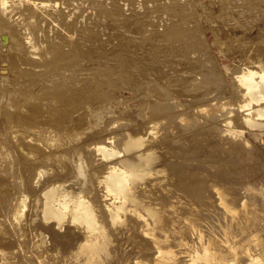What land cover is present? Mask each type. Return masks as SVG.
Segmentation results:
<instances>
[{"label":"rangeland","instance_id":"1","mask_svg":"<svg viewBox=\"0 0 264 264\" xmlns=\"http://www.w3.org/2000/svg\"><path fill=\"white\" fill-rule=\"evenodd\" d=\"M9 1L0 9L9 260L264 264V0ZM137 136L142 145L128 150ZM79 155L89 182L78 196L94 217L66 197L79 189ZM58 190L68 213L50 204ZM89 233L102 240L78 251Z\"/></svg>","mask_w":264,"mask_h":264},{"label":"bare ground","instance_id":"2","mask_svg":"<svg viewBox=\"0 0 264 264\" xmlns=\"http://www.w3.org/2000/svg\"><path fill=\"white\" fill-rule=\"evenodd\" d=\"M9 1V0H8ZM8 1L6 2V0H0V9H1V12L3 13L4 11H5V3H8ZM10 2V1H9ZM18 4V3H17ZM17 4L15 3H12L11 4V2H10V5H13V6H16V7H18L17 6ZM9 5V4H8ZM26 6V5H25ZM39 6H40V4H39ZM42 6V5H41ZM241 6V5H240ZM11 7V6H10ZM16 7H14V8H16ZM8 8H9V6H8ZM8 8H7V10H8ZM30 8V7H29ZM11 9V8H10ZM17 9V8H16ZM15 9V10H16ZM33 9V8H32ZM31 8L29 9V10H32ZM25 10V9H24ZM18 11V10H17ZM14 12V11H13ZM28 12V11H27ZM6 13V12H5ZM10 13H11V11H10ZM21 13V12H20ZM19 13V14H20ZM4 14V13H3ZM14 14H16V12L14 13ZM18 14V13H17ZM16 14V15H17ZM1 15V14H0ZM6 15V14H5ZM3 16V15H2ZM12 16V15H11ZM24 15H22L20 18H22ZM4 17V16H3ZM7 17V16H6ZM13 17V16H12ZM11 17V18H12ZM15 17V16H14ZM14 19H16V18H14ZM22 20V19H21ZM21 20H20V22H21ZM25 20V19H24ZM1 21V20H0ZM17 21V20H16ZM250 21V20H249ZM5 22V21H4ZM13 22V21H12ZM9 25V24H8ZM15 29V28H14ZM20 30V29H19ZM18 33H19V31H18ZM22 42V41H21ZM24 43V42H23ZM241 78V77H240ZM245 79V78H244ZM24 80V79H23ZM18 83V82H17ZM24 85V84H23ZM19 87V86H18ZM20 89H21V87H20ZM2 90V89H1ZM14 90V89H13ZM16 90V89H15ZM29 90V89H28ZM10 91V90H9ZM4 94V93H3ZM243 95V94H242ZM231 97V96H230ZM208 99V98H207ZM206 99V100H207ZM212 99V98H211ZM209 100V99H208ZM204 101V100H203ZM250 102V97L249 96H246V104L247 103H249ZM206 104V103H205ZM245 105V104H244ZM210 106V105H209ZM253 107V106H252ZM42 108H44V107H42ZM20 109V108H19ZM224 109V108H223ZM240 117V116H239ZM236 119V118H235ZM12 120H14V119H12ZM11 120V121H12ZM16 120V119H15ZM171 121V120H170ZM12 123V122H11ZM10 123V124H11ZM15 123V122H14ZM15 126H18V125H15ZM10 127V126H9ZM13 127V126H12ZM20 127H22V126H20ZM24 128V127H23ZM35 128V127H34ZM147 129V128H146ZM137 131V130H136ZM26 136V135H25ZM24 136V137H25ZM105 140V139H104ZM114 141V140H113ZM144 143V142H143ZM118 144V143H117ZM28 145V144H27ZM142 145V139H141V137H135V138H133V140L130 142V143H128L127 144V147H128V150H134V149H136V148H138V147H140ZM116 147V146H115ZM3 149V148H2ZM119 149V148H118ZM29 151V150H28ZM68 151V150H67ZM35 152V151H34ZM36 155V154H35ZM95 156V155H94ZM2 160V159H1ZM96 161H97V159H96ZM6 162V161H5ZM3 163V162H2ZM7 163V162H6ZM12 168V167H11ZM101 171V170H100ZM17 172V171H16ZM87 165H86V163H85V160H84V158H83V156L82 155H79L78 156V159L74 162V179H75V181L76 182H78V186H79V189L77 190V191H74L71 187H67V188H71L75 193L74 194H72L73 193V191H71V192H69L68 193V195H66V197H68V199L70 200L69 201V205H70V207L71 206H77V204H81L82 206H84V209H85V212L87 213V215L88 216H93V214H94V211L96 210V209H94V206H96V205H94L93 206V203H90V201L87 199L86 200V197H85V199H84V197H82L83 199H81V197L79 198V196H78V194L80 193V190H82L84 187H86L87 186V184H88V178H87ZM17 175V174H16ZM15 175V176H16ZM75 184V183H74ZM61 186V185H60ZM131 186V185H130ZM58 187L59 186H57V189H58ZM67 188H66V190H67ZM64 189V188H63ZM76 189V188H75ZM85 189V188H84ZM87 189V188H86ZM132 190V189H131ZM62 191V190H61ZM68 191V190H67ZM67 191L66 192H64V193H67ZM83 191V190H82ZM130 191V190H129ZM16 193H17V191H16ZM128 193V192H127ZM12 194V193H11ZM20 194V193H19ZM19 194H18V196H16V197H14V201L12 202V201H10L11 203V207H12V213H13V216L15 217V219L16 220H18V219H21L22 217H23V215H24V209H25V204L22 202V199H21V197L19 196ZM62 194H61V192L58 190L57 192H55V193H53V195H51V198H50V204L51 205H53V206H56V207H59V209H61V211H63V212H66V213H68V210L64 207L65 205H64V201L62 202L61 200V197H63V196H61ZM125 195V194H124ZM100 197V196H99ZM31 198V197H30ZM45 198V197H44ZM96 198V197H95ZM98 198V197H97ZM113 198L114 199H117L118 197L116 196V195H113ZM24 199V198H23ZM47 200V199H46ZM86 200V201H85ZM94 200V199H93ZM222 200V199H221ZM25 201V200H24ZM66 201V200H65ZM67 202H68V200H67ZM102 203V202H101ZM225 203V202H224ZM95 204V203H94ZM228 204V203H227ZM8 205V204H7ZM6 205V206H7ZM31 205V204H30ZM41 205V204H40ZM44 205H46V203H44ZM64 205V206H63ZM10 206V205H9ZM29 206V205H28ZM74 206V207H75ZM11 209V208H10ZM52 209V208H51ZM57 209V208H56ZM7 210V209H6ZM9 210V209H8ZM44 210V209H43ZM42 210V211H43ZM49 211V210H48ZM83 211V210H82ZM263 211V210H262ZM10 212V211H9ZM8 212V213H9ZM100 212H101V210H100ZM45 213V212H44ZM55 213V212H54ZM98 213V212H97ZM109 214V213H108ZM8 215V214H7ZM10 215V214H9ZM55 215V214H54ZM58 215V214H57ZM98 215V214H97ZM44 216V215H43ZM60 216V215H59ZM68 216V215H67ZM1 217V216H0ZM83 217V216H82ZM94 217V216H93ZM101 217V216H100ZM111 217L113 218V219H115L116 221H117V218H118V213H114V214H111ZM50 218H51V216H50ZM11 219V218H10ZM68 219V218H67ZM89 219V218H88ZM95 219H96V217H95ZM103 219V218H102ZM3 220V219H2ZM5 220V219H4ZM3 220V221H4ZM6 220H8V219H6ZM12 220V219H11ZM86 220V219H85ZM97 220V219H96ZM91 221V220H90ZM105 221V220H104ZM91 222H93V221H91ZM4 223H5V221H4ZM7 224V223H6ZM14 224H15V222H14ZM9 225V224H8ZM12 225V224H11ZM15 226V225H14ZM9 227V226H8ZM13 227V226H12ZM145 227V226H144ZM11 228V227H10ZM14 228V227H13ZM132 228V227H131ZM169 229V228H168ZM0 230L1 231H4L5 229H4V227L0 224ZM12 230V229H11ZM136 230H138V229H136ZM103 236V235H102ZM15 237V236H14ZM15 239V238H14ZM102 240V237H101V235H92L91 233H89L88 234V241H87V243H85L84 245H81L79 248H78V251L79 250H82L84 253H89L91 250L89 249V243L90 242H92V241H97V240ZM151 241V240H150ZM156 241V240H155ZM16 242V241H15ZM3 243V242H2ZM1 243V244H2ZM4 243H7V242H4ZM2 244L3 245V247L4 246H7L10 242L8 241V244ZM20 243H21V241H20ZM147 244H150V243H147ZM10 245V244H9ZM158 245V244H157ZM30 246V245H29ZM150 246V245H149ZM153 246V245H152ZM14 247V246H13ZM148 247V246H147ZM7 249H8V247H7ZM11 249V248H10ZM9 249V250H10ZM252 249V248H251ZM13 250H14V248H13ZM162 250V249H161ZM16 251V250H15ZM14 252V251H13ZM13 252H12V254H13ZM27 252V251H26ZM163 252V251H162ZM162 252H160L159 250H158V254L157 255H161L162 256ZM92 253V252H91ZM8 254V255H7ZM31 254V253H30ZM155 254V253H154ZM9 255H11V252L9 251H7L6 249H5V247H4V249L3 248H1L0 247V264H13L14 263V261L12 262V260H9V259H11L12 258V255L11 256H9ZM29 255V254H28ZM260 255V254H259ZM258 255V256H259ZM138 256H140V255H138ZM258 256L255 254V256H251V258H249V261H251V262H253V263H256L257 262V260H258ZM10 257V258H9ZM21 257V256H20ZM34 257V256H33ZM158 257V256H157ZM260 257V256H259ZM23 258H25L26 259V257H23ZM22 258V259H23ZM133 258V257H132ZM21 259V258H20ZM150 259V258H149ZM158 259V258H157ZM218 259H220V258H218ZM13 260H15V259H13ZM27 260H28V258H27ZM25 261V260H24ZM31 261H32V259H31ZM154 261V260H153ZM152 261V262H153ZM220 261V260H219ZM22 262V261H21ZM33 262V261H32ZM56 262V261H55ZM54 262V263H55ZM34 263V262H33ZM35 263H37V262H35ZM47 263V262H46ZM258 263V262H257ZM20 264H22V263H20ZM25 264V263H24ZM27 264V263H26ZM137 264H139V262L137 263ZM141 264V263H140Z\"/></svg>","mask_w":264,"mask_h":264}]
</instances>
